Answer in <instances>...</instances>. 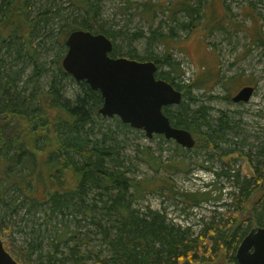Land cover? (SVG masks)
<instances>
[{"label": "trees", "instance_id": "obj_1", "mask_svg": "<svg viewBox=\"0 0 264 264\" xmlns=\"http://www.w3.org/2000/svg\"><path fill=\"white\" fill-rule=\"evenodd\" d=\"M36 2L0 0V203L4 202L5 194L10 201L20 198L18 205H26V213L42 208L49 218H62V224L51 252L44 253L42 244L33 242L23 246L22 252L28 256L37 252L38 264L57 261L89 264L91 259L92 264H203L216 259L219 253H223L228 263H235L234 255L243 237L253 227H264V191L259 186L264 180V145L256 153L259 162L254 167L255 181L241 180L238 173H223L238 189L232 204L234 210L224 213L216 222L205 224L194 237L189 228L172 224L163 213L153 210L140 213L133 207L150 190V183L160 182L166 187L170 181L161 178L134 183L127 176L129 169L119 158L117 136L134 129L117 117L113 119L117 127L105 125L98 112L102 104L99 91L85 82L76 83L61 67V60L67 36L74 30H85L104 34L112 41L111 57L154 61L156 77L172 84L183 96L175 111L165 107L164 114L172 126L191 132L196 148L212 151L220 149L226 133L233 132L236 125L226 115L211 119L203 106L189 108L184 103L192 100L189 92L193 88L204 89L210 82H220L227 92L247 85L256 88L257 81L244 80L242 73L225 79L213 65L207 72L202 71L204 75L199 82L181 84L183 72L171 55L174 46L170 43L176 40L171 35L172 29L168 35L151 28L148 35L139 30L111 31L97 23L98 8L91 0H70L77 15H59L48 1L38 7ZM210 7L192 5L187 0H174L171 6L168 0H147L142 13L149 14L145 17L152 22L159 10L169 11L172 21L181 12L190 19L181 28L191 31L203 27L207 37L212 30L226 31L233 23L227 12L217 17ZM208 10L212 14L204 21ZM244 16L250 20V25L243 28L249 38V49L259 47L264 54V12L255 14L247 9ZM141 40H145L144 57H139L131 46ZM118 41L127 45L125 52L117 46ZM158 44L165 47L160 58L153 53ZM46 52L50 53L48 59L43 56ZM165 67L167 71L161 70ZM69 84L74 87L70 93ZM154 137L162 142L171 141L160 135ZM176 147L180 150V166L163 165L146 149L142 154L156 171L163 168L182 171L188 164L183 148L177 144ZM222 153L230 155L229 151ZM237 153L242 155L240 151ZM169 190L189 207L210 198L209 192L189 194L174 192L171 187ZM16 207L10 210L14 212ZM75 215L98 228L95 234L101 237L99 243L105 248L95 258L91 252L82 250L79 241L68 248L67 257L56 258L62 237L69 240L76 234L68 223L69 217ZM9 230L8 226L0 231L1 240ZM3 245L8 251L10 246L5 240ZM14 259L18 264H27L19 253Z\"/></svg>", "mask_w": 264, "mask_h": 264}, {"label": "rangeland", "instance_id": "obj_2", "mask_svg": "<svg viewBox=\"0 0 264 264\" xmlns=\"http://www.w3.org/2000/svg\"><path fill=\"white\" fill-rule=\"evenodd\" d=\"M36 1V7L46 4L48 1L53 5V11L58 12L59 15L78 14L70 0ZM91 1L98 8L97 23L103 25L105 29L111 31L129 30L130 32L139 30L147 35L150 28L158 29L164 35H168L172 29L171 35L175 36L176 40H171L170 44L174 46L171 55L180 64L183 72L181 84L199 82V79L204 75L202 71L207 72L213 65L217 66L216 69L220 77L225 79L242 73L244 80L257 81L252 98L249 102L241 105L231 101L232 96L239 89L230 92L224 91L220 82L215 84L210 82L204 89H191L189 96L193 101L186 100L184 102L189 108L196 109L203 106L211 119L226 115L231 122L235 123L236 128L233 132L226 133L225 143H222L217 151L195 146L189 150L182 149L183 157L188 164L182 171H175V169L166 171L164 168L156 171L151 165H148L142 154V150L146 149L163 165L180 166L178 164L181 159L180 150L177 149L173 141L162 142V139L158 137L147 138L144 132L135 129L126 135L117 136L119 158L125 164L124 166L128 167L127 176L134 183L144 182V180L149 183V179L161 178H168L170 181V186L166 185V187L160 182L150 183V190L141 199H137L133 207L140 213L147 210L163 213L169 222L181 229L189 228L193 236L196 237L205 224L212 220L216 222L223 217L224 213L234 210L232 204L238 195V189L223 173H238L241 180L255 181L256 178L254 167L259 162L256 153L264 145V54L259 47L253 46L249 49V38L244 29L250 25V20L244 16V12L251 9L255 14L263 13L264 0H187L192 5L199 4V6L207 8L212 6L210 9L214 10L217 17L223 12L231 15L233 23L228 25L226 31L214 29L211 33H206L207 37L203 27L194 28L191 31L181 28L182 24H187L190 20L181 12L176 13L173 17L174 21H172L169 11L159 10L155 13L153 21L149 22L145 17L146 13H142L143 4L147 0ZM173 3L174 0H168L169 6ZM250 5L252 8H248ZM211 11L206 12L204 21L209 20ZM144 44L145 40L135 41L131 44L136 48L139 57L145 56ZM117 46L123 47L122 52L128 48L125 42L121 43L120 41ZM247 49L249 50L247 51ZM164 50L165 47L158 44L153 48V53L160 58L164 54ZM49 54L46 52L43 56L48 59ZM161 70L167 71V68ZM68 89L70 93L74 87L69 84ZM175 109V106L171 107L172 111ZM113 119L114 117L104 118V124H113L117 127V123H114ZM222 151H229L230 155L222 156ZM239 151L242 155L237 153ZM258 171H261L260 166ZM259 186L264 191V180L260 182ZM169 187L174 192L189 194L209 192L210 198L205 202H200L196 207H189L182 203L177 195H173ZM4 197V202L0 203V231L8 226L10 230L2 241L5 240L10 246L8 252L13 258L16 253H19L21 260L26 261L27 264H38L37 252L28 256L26 252H22L21 248L30 242L41 243L44 253L51 252V244L60 234L58 232L61 230L62 218L59 216L49 218L42 208L26 213L27 206L18 205L20 198L15 197L13 201H10V196L5 194ZM13 206H17L14 212L10 210V207ZM75 216L69 217L70 222L68 223L71 230L76 231V234L69 240L65 237L62 239L58 237L57 241L61 239V242L56 258H64L68 253V248L77 241L81 242L82 250L91 252L95 258L99 250L105 248L99 243L101 237L95 234L98 228L90 221L81 218L80 215ZM93 261L94 259H91L89 264H92ZM55 264L60 263L57 261ZM203 264L233 263H228L223 253H219L216 259Z\"/></svg>", "mask_w": 264, "mask_h": 264}, {"label": "water", "instance_id": "obj_3", "mask_svg": "<svg viewBox=\"0 0 264 264\" xmlns=\"http://www.w3.org/2000/svg\"><path fill=\"white\" fill-rule=\"evenodd\" d=\"M66 52L61 67L76 82H85L99 91L102 104L99 114L117 117L147 138L163 136L183 149L195 146L190 131L172 126L165 107L182 102V92L156 77L154 61L111 57L112 41L104 34L85 30L72 31L65 40ZM254 86L240 88L231 98L235 104L250 101ZM236 264H264V227L251 229L241 240L234 255ZM0 264H18L4 248L0 238Z\"/></svg>", "mask_w": 264, "mask_h": 264}, {"label": "flooded vegetation", "instance_id": "obj_4", "mask_svg": "<svg viewBox=\"0 0 264 264\" xmlns=\"http://www.w3.org/2000/svg\"><path fill=\"white\" fill-rule=\"evenodd\" d=\"M232 97H233V96H232ZM256 228H257V227H256ZM252 229H253V228H252ZM250 230H251V229H250ZM250 230H249V231H250ZM249 231H248V232H249ZM247 234H248V233H247ZM247 234H246V235H247ZM246 235H245V236H246ZM245 236H244V237H245ZM244 237H243V238H244ZM239 244H240V243H239ZM236 250H237V249H236ZM233 264H236V261H235V263H233Z\"/></svg>", "mask_w": 264, "mask_h": 264}]
</instances>
